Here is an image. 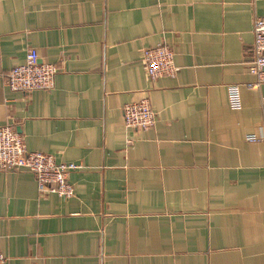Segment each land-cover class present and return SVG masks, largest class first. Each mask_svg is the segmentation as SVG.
I'll return each mask as SVG.
<instances>
[{
  "label": "crops",
  "instance_id": "1",
  "mask_svg": "<svg viewBox=\"0 0 264 264\" xmlns=\"http://www.w3.org/2000/svg\"><path fill=\"white\" fill-rule=\"evenodd\" d=\"M256 18L264 0H0V127L81 166L68 200L0 172L5 264H264ZM159 45L178 71L152 81L143 52ZM30 49L58 68L52 90L6 86ZM144 99L155 124L127 129Z\"/></svg>",
  "mask_w": 264,
  "mask_h": 264
},
{
  "label": "built area",
  "instance_id": "2",
  "mask_svg": "<svg viewBox=\"0 0 264 264\" xmlns=\"http://www.w3.org/2000/svg\"><path fill=\"white\" fill-rule=\"evenodd\" d=\"M254 44L251 52L249 72L256 79L252 88H260L264 84V19L256 18L253 25ZM143 62L147 76L155 81L164 76H175L178 68L174 65V52L166 45H159L143 52ZM59 70L53 64L41 62L38 52L30 49L26 62L10 71L6 86L13 91L24 94L37 90L50 91L55 86V78ZM229 103L239 108L241 98L239 88H228ZM264 110V98L262 99ZM124 124L127 129L149 130L156 120L149 102L144 99L138 103L127 104L123 108ZM248 141L257 138L249 136ZM81 166L57 163L53 156L38 152H29L21 134L11 126L0 127V172L28 171L34 174L38 192L42 195L55 194L68 200L74 196V187L69 180L72 172ZM6 257L0 250V264H5Z\"/></svg>",
  "mask_w": 264,
  "mask_h": 264
}]
</instances>
